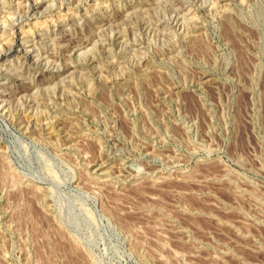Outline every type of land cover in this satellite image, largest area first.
<instances>
[{"label":"rangeland","instance_id":"1","mask_svg":"<svg viewBox=\"0 0 264 264\" xmlns=\"http://www.w3.org/2000/svg\"><path fill=\"white\" fill-rule=\"evenodd\" d=\"M19 1L0 264H264V0Z\"/></svg>","mask_w":264,"mask_h":264},{"label":"bare ground","instance_id":"2","mask_svg":"<svg viewBox=\"0 0 264 264\" xmlns=\"http://www.w3.org/2000/svg\"><path fill=\"white\" fill-rule=\"evenodd\" d=\"M23 1H27L26 3H27V13H25V15L26 16H23V17H38V16H40V15H49L48 13L49 12H52V11H54V9H58V8H60V7H62V6H64L65 4H66V2L68 1V3H69V1L70 0H20L19 2L20 3H22ZM25 3V4H26ZM23 5H24V3H23ZM44 5V7H43V9H40L42 6ZM13 7V6H12ZM86 9V8H85ZM138 13V12H137ZM36 19V18H35ZM17 20V19H16ZM54 19H48V20H45V22L44 21H42V22H44V24L42 23V24H40L39 26L40 27H42V26H45V28H46V26H47V23H52L51 21H53ZM15 22V21H14ZM53 22H55V21H53ZM39 23V22H38ZM14 24V23H13ZM56 24V23H55ZM38 25V24H37ZM49 25V24H48ZM33 27H35V26H33ZM42 28H44V27H42ZM39 29V28H38ZM37 29V30H38ZM47 29V28H46ZM50 29V28H49ZM25 31H23L24 32V34L26 35V34H28V33H30V32H32L31 30H33V28L31 29H28V30H26V29H24ZM35 30V29H34ZM48 30V29H47ZM49 31V30H48ZM17 32V31H16ZM15 32V33H16ZM11 33V32H10ZM32 34H34V33H32ZM32 34L30 35V36H32ZM37 34V36H39L40 38H41V36L42 37H44V35H46L47 34V32L46 31H43V30H41V32H39V34H38V31H37V33H35V35ZM3 35V34H2ZM18 35V34H17ZM49 36V35H48ZM25 37L26 36H24V37H22V38H19V37H13V38H11V39H13V40H11V42H12V44L13 45H16V47H17V51H19V52H21V54L25 57V58H27V57H29L30 55H31V53L32 52H35V50H37V49H35V50H33L32 48H33V46H32V48H26L25 47V45L23 44L24 42H25ZM26 38H28V37H26ZM35 38V37H34ZM45 38V37H44ZM46 38H47V36H46ZM29 39V38H28ZM43 39V38H42ZM41 39V40H42ZM10 40V39H9ZM30 40V39H29ZM28 40V41H29ZM33 41V40H32ZM35 41V40H34ZM10 42V43H11ZM38 44H39V42H38ZM11 46V45H10ZM36 46V45H35ZM12 47V46H11ZM14 47V46H13ZM12 47V48H13ZM29 47V46H28ZM35 48V47H34ZM77 51V50H76ZM89 50H87V51H84V53H87ZM38 52V51H37ZM40 54V53H39ZM35 55V54H34ZM39 56V55H38ZM36 57V56H35ZM32 58V57H31Z\"/></svg>","mask_w":264,"mask_h":264}]
</instances>
